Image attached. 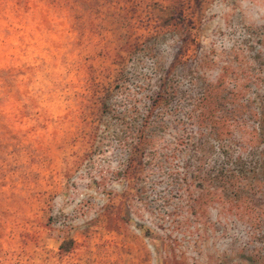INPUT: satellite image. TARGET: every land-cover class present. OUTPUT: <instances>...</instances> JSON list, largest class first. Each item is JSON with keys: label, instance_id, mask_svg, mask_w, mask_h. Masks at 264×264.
I'll return each mask as SVG.
<instances>
[{"label": "rangeland", "instance_id": "rangeland-1", "mask_svg": "<svg viewBox=\"0 0 264 264\" xmlns=\"http://www.w3.org/2000/svg\"><path fill=\"white\" fill-rule=\"evenodd\" d=\"M0 264H264V0H0Z\"/></svg>", "mask_w": 264, "mask_h": 264}, {"label": "trees", "instance_id": "trees-1", "mask_svg": "<svg viewBox=\"0 0 264 264\" xmlns=\"http://www.w3.org/2000/svg\"><path fill=\"white\" fill-rule=\"evenodd\" d=\"M172 90H173V89H172ZM172 90H170V91H172ZM65 245H66V242H62V243H60V248H64Z\"/></svg>", "mask_w": 264, "mask_h": 264}]
</instances>
